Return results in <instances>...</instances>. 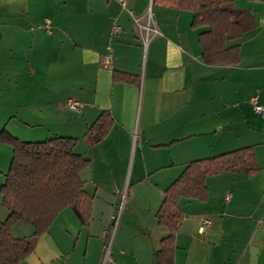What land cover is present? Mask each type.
Wrapping results in <instances>:
<instances>
[{"label":"crops","instance_id":"crops-1","mask_svg":"<svg viewBox=\"0 0 264 264\" xmlns=\"http://www.w3.org/2000/svg\"><path fill=\"white\" fill-rule=\"evenodd\" d=\"M152 1L126 0L123 8L118 0H0V132L23 142L75 139L74 152L90 160L80 177L94 196L88 226L64 209L19 264H100L108 217L102 211L94 220L97 191L115 197L125 185L134 190L132 202L136 190L144 188L146 210L121 213L111 234L110 264H154V251L168 233L155 218L167 187L187 163L245 147L254 150V176L243 169L209 176L206 201L179 199L184 217L174 237L173 263L262 264V250L254 243L261 219L232 210L242 198L251 204L252 194L239 191L243 175L251 192L253 182L264 178L258 157L264 125L247 124L240 109L254 91L264 106V2H234L251 12L255 28L237 42V65L209 66L197 41L203 29L191 28L192 13ZM147 14L154 32L145 39L133 20L141 24ZM46 21L50 33L40 28ZM115 24L121 31L112 37ZM107 52L111 64L102 67ZM113 72L134 81L115 82ZM68 100L81 104L79 113L65 107ZM102 111L110 113L113 126L89 147L86 128ZM1 154L7 166H1L0 186L11 148L0 143ZM226 192L231 194L227 203ZM1 201L0 196V223L7 217ZM202 217L212 221L204 236L197 233ZM12 233L29 238L33 230L18 222Z\"/></svg>","mask_w":264,"mask_h":264},{"label":"trees","instance_id":"trees-1","mask_svg":"<svg viewBox=\"0 0 264 264\" xmlns=\"http://www.w3.org/2000/svg\"><path fill=\"white\" fill-rule=\"evenodd\" d=\"M236 0H153V4L192 13L191 28L203 29L197 41L202 62L209 66H234L239 63L237 43L254 28V17L247 9L234 6ZM249 2L264 0H247ZM115 82H133L132 76L113 72ZM108 111L87 126L84 138L89 147L100 142L113 126ZM0 143L11 148L9 167L0 186L1 204L7 211L0 223V264H19L34 249L36 238L45 234L64 209H70L80 225L91 220L93 197L84 188L80 173L90 160L74 152L76 140L53 137L39 142H23L6 131L0 132ZM252 148L245 147L215 157L193 160L164 191V198L155 214L158 225L167 229V236L154 251V264H174V237L183 220L178 207L180 198L206 201L205 179L240 169L248 175L258 169L250 165ZM22 222L32 228L29 238H19L12 228Z\"/></svg>","mask_w":264,"mask_h":264},{"label":"rangeland","instance_id":"rangeland-1","mask_svg":"<svg viewBox=\"0 0 264 264\" xmlns=\"http://www.w3.org/2000/svg\"><path fill=\"white\" fill-rule=\"evenodd\" d=\"M238 7H240V5H238ZM257 91H260L259 88L257 89ZM255 92L256 91H254L252 94H256ZM258 96H260L259 92H258ZM240 109L242 110L241 113L243 114L242 118L245 120L247 124L255 125L257 127H261L262 125H264V123H261L260 121H258V117L256 116L257 114L254 111L253 112L256 115L251 112L252 107L250 103L243 104ZM262 153H264V150H261L258 153L259 165L260 164L264 165V157H262ZM249 163L250 165L257 167L256 159L254 156V150L252 152V156H251ZM1 166H3V168L7 166V164H5L4 154L0 155V169H2ZM0 181L1 182L3 181V176L1 174H0ZM261 182L264 183V178H260L259 181L253 182L252 187L255 189L253 190V192H251L247 189V184L249 185V183L247 182L245 175H243V184L240 185L239 191L247 195L252 194L250 197L251 204L249 203V200L242 198L244 200V203L241 205L238 204L239 207L237 211L232 210V213L235 215L247 216L251 212H253L259 219H261V223L259 224L258 236L255 239L254 243L262 250L260 254V262L264 264V184L261 185V188L256 189L258 185H260ZM133 192H134L133 188L131 187L129 190L128 185H125L123 189L120 191V195L115 196V197L112 196L111 194L109 196L108 193H105L104 191H101V190L97 191V198L95 199L96 205H94L95 209L93 211L94 220L95 222L98 221L97 218L98 219L100 218V214L102 211H103L102 212L103 218L105 217L106 214L108 217V226H106L105 228L106 233L104 232V234L107 237L106 239L104 238L102 239L103 248H102L100 264L103 263V261L105 264L107 263L110 264L111 262V258H112V255L110 253L111 234H113L114 232L113 230L116 228L119 222L121 213H127L131 209L133 213H136L137 215L138 211L146 210V206L144 203L145 199H143V196L145 193L144 188L139 187L136 190V197L133 198L134 201L132 202L129 200V198H132ZM226 194H230V193L226 192ZM93 195H95V192H93ZM239 202H240V199H239ZM230 213L231 212H229V214ZM136 215L135 214L131 215L130 216L131 219L132 220L135 219L137 217ZM131 228H134V226H132ZM232 242H233L232 239H228L227 245L229 248L234 246Z\"/></svg>","mask_w":264,"mask_h":264},{"label":"built area","instance_id":"built-area-1","mask_svg":"<svg viewBox=\"0 0 264 264\" xmlns=\"http://www.w3.org/2000/svg\"><path fill=\"white\" fill-rule=\"evenodd\" d=\"M118 1H119L120 5L123 8L126 6V0H118ZM129 14L132 16V13L131 12H129ZM138 21H139L138 19H134L133 20V22L138 26L139 31L142 30L145 39H147L148 36H149V34L154 32L152 29H150V26H149V24H150V15L147 14V16H146V18H145V20H144L143 23L140 24ZM40 28L43 29L44 32L50 33V30L51 29H50V24H49L48 21H46L43 24V26H41ZM120 31H121V28L117 24H115L111 28L110 35L112 37L117 36ZM110 64H111V55H110V53L109 52L104 53L102 55V59H101V66L102 67H108ZM249 103H250V105L252 107V110L256 114H258L259 116H261L262 118H264V106H262L259 103V96H258V94L252 95L249 98ZM65 107L68 110H70V111H72L74 113H79L80 110H81V108H82L81 104H79L76 101H72V100H68L65 103ZM230 198H231V196L229 194H225L224 197H223V201L227 203V202H229ZM211 225H212V221L209 218H205V217L200 218L198 220L197 233L199 235H201V236H204L206 234V232L208 231V229L211 227ZM103 263H104V261H103Z\"/></svg>","mask_w":264,"mask_h":264}]
</instances>
